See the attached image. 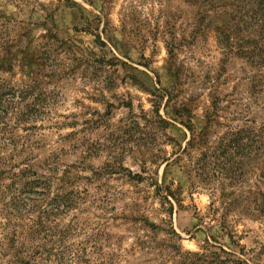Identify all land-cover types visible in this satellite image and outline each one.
Returning <instances> with one entry per match:
<instances>
[{"label":"rangeland","instance_id":"374dc122","mask_svg":"<svg viewBox=\"0 0 264 264\" xmlns=\"http://www.w3.org/2000/svg\"><path fill=\"white\" fill-rule=\"evenodd\" d=\"M231 9L0 0V82L37 103L0 155L53 185L0 181V264H264V33Z\"/></svg>","mask_w":264,"mask_h":264},{"label":"trees","instance_id":"16d2710c","mask_svg":"<svg viewBox=\"0 0 264 264\" xmlns=\"http://www.w3.org/2000/svg\"><path fill=\"white\" fill-rule=\"evenodd\" d=\"M186 2H191L193 4H203L210 8H227L231 9L232 20L234 22V32L240 34L243 28H259L264 33V0H185ZM222 34L224 32H221ZM220 43L222 45H230L231 37L230 33L224 37H220ZM254 50L247 52V56L253 59H262L261 55L264 54V41L261 44L260 40L253 41ZM243 47V45L241 46ZM252 56V57H251ZM254 56V57H253ZM25 97H22L14 89H8L3 82H0V150H5L9 147H16L17 142L21 139V136L16 132L17 127L23 119L31 118L33 119V112L37 103H27ZM19 105H23L22 110H17ZM18 119H14V117ZM15 120V121H13ZM233 140L235 142H241L244 140H251L256 142H261L262 136L259 131H248V132H238L233 134ZM1 153V151H0ZM14 163L9 162V160L0 155V181L4 178H10L12 183L6 185L4 188L8 192L14 190V202L16 204H27L29 200H33L31 197H45L52 189V178L47 177L46 174H37L30 170L27 165L20 168ZM51 173L56 174L58 171L55 167L50 169ZM71 172L66 170L63 171V177L60 178L64 181L65 178H69ZM20 182V184H18ZM18 186V187H17ZM20 186V187H19ZM42 200V198H39ZM38 201V200H37ZM69 205V200L66 202H61V204L56 207H52L50 210H43L40 213L42 216L37 222L38 226L44 225L45 218L49 216L56 215L57 212H62L66 210ZM44 218V220H43ZM154 229L156 228L153 226ZM172 236H177L180 239V235L171 227V230L167 232Z\"/></svg>","mask_w":264,"mask_h":264}]
</instances>
